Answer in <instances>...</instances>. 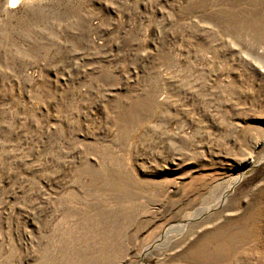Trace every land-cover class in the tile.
Returning <instances> with one entry per match:
<instances>
[{"label":"rangeland","instance_id":"1","mask_svg":"<svg viewBox=\"0 0 264 264\" xmlns=\"http://www.w3.org/2000/svg\"><path fill=\"white\" fill-rule=\"evenodd\" d=\"M0 0V264H264V0Z\"/></svg>","mask_w":264,"mask_h":264},{"label":"bare ground","instance_id":"2","mask_svg":"<svg viewBox=\"0 0 264 264\" xmlns=\"http://www.w3.org/2000/svg\"><path fill=\"white\" fill-rule=\"evenodd\" d=\"M5 1H7V0H5ZM22 1H24V0H8V5H7V7H9V8H14V7H16V5H17L18 3L22 2Z\"/></svg>","mask_w":264,"mask_h":264}]
</instances>
